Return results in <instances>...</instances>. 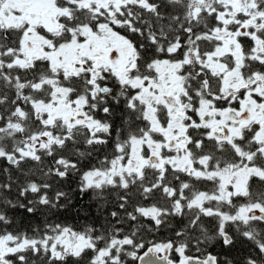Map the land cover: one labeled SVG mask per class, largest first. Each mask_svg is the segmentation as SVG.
I'll return each instance as SVG.
<instances>
[{
	"label": "snow or ice",
	"instance_id": "obj_1",
	"mask_svg": "<svg viewBox=\"0 0 264 264\" xmlns=\"http://www.w3.org/2000/svg\"><path fill=\"white\" fill-rule=\"evenodd\" d=\"M0 264H264V0H0Z\"/></svg>",
	"mask_w": 264,
	"mask_h": 264
}]
</instances>
